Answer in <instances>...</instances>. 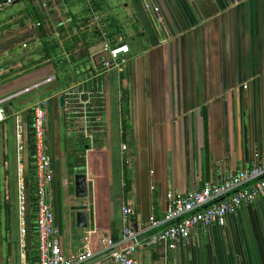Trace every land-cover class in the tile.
<instances>
[{
    "label": "crops",
    "instance_id": "crops-1",
    "mask_svg": "<svg viewBox=\"0 0 264 264\" xmlns=\"http://www.w3.org/2000/svg\"><path fill=\"white\" fill-rule=\"evenodd\" d=\"M46 2L38 0L53 12L49 15L54 23L65 25L58 5L48 10ZM78 5L81 9L76 10ZM86 7L83 2L73 8L83 14ZM101 7L97 28L103 30L106 20L118 31V41L130 47L124 71L98 76L103 41L71 62L67 72L57 74L50 65L32 69V77H20L22 85L15 89L55 74L46 84L52 93H40L35 103L18 112L25 120L29 107L49 100L52 203L62 248L70 257L88 247L91 264H117L109 243L122 236L124 204L134 207L137 226L151 216L162 220L169 192L184 195L206 181L250 167L257 154L264 157V0H102ZM71 52L66 54L69 61L72 54H80ZM59 76L69 77L70 86L78 89L97 83L105 88L102 129L91 149L99 181L95 227L78 228L67 206L68 167L74 160L84 162L90 139L65 104L59 105V96L70 88L62 86ZM8 133L9 127L1 123L0 148L4 139L11 140ZM8 148L4 170L16 155L15 147ZM15 204L11 231L0 228V264H19ZM6 206L3 210L11 212L12 206ZM28 215L26 210L27 248L30 259L37 261L38 237ZM136 256L138 264H264V196L229 215L224 226L195 229L175 250L160 243L139 248Z\"/></svg>",
    "mask_w": 264,
    "mask_h": 264
},
{
    "label": "built area",
    "instance_id": "built-area-1",
    "mask_svg": "<svg viewBox=\"0 0 264 264\" xmlns=\"http://www.w3.org/2000/svg\"><path fill=\"white\" fill-rule=\"evenodd\" d=\"M13 1H0V12L6 6L13 4ZM46 1L41 0V3L44 5ZM153 8L155 11L159 10L157 6ZM98 22L99 17L95 16L94 20L85 27L91 30L99 25ZM49 24H51L50 28L53 35L60 38L62 43L64 39L70 38V35L62 36L58 30V27L64 25V21L54 23L49 15ZM23 47H27V44H24ZM100 51L105 53V56L98 68V76L110 70L124 71V65L127 61L125 55L130 52L128 44L122 43V40L117 44L105 40ZM22 64L17 62L5 67L0 65V86L6 84L13 75L20 73H14V70L21 68ZM55 79V74L48 75L27 86L0 95V124L6 123L10 119L9 111H11L14 116V133L17 141L19 264H86L93 257V253L88 247L70 257L65 255L62 248L61 232L55 222L52 203L54 171L49 147L48 99H43L35 104L32 111L31 152L36 182L34 198L35 225L38 237L37 261L30 259L27 248L26 130L20 112L13 109V101L23 94L40 89ZM104 93L105 88L99 83L91 89L71 88L66 92L65 110L74 115V121H79L80 125H84L82 129L90 139L86 155L94 147L95 133L102 129L100 101ZM262 196H264V157L257 154L250 167L225 175L220 181H206L199 189L184 195L169 192V205L162 220L151 216L147 223L137 226L133 217L134 207L130 204H124L121 211L123 222L121 239L114 245L109 243V246L114 248L113 257L119 264H138L136 253L143 246L163 243L167 248L175 250L182 242L190 238L195 229L208 228L214 224L224 226L229 215L237 212L245 204L254 203ZM223 197L224 199L220 200ZM167 223L172 224L147 238H143L144 235Z\"/></svg>",
    "mask_w": 264,
    "mask_h": 264
},
{
    "label": "trees",
    "instance_id": "trees-1",
    "mask_svg": "<svg viewBox=\"0 0 264 264\" xmlns=\"http://www.w3.org/2000/svg\"><path fill=\"white\" fill-rule=\"evenodd\" d=\"M4 1V0H0ZM26 1L25 7L20 10L16 15L11 18L16 19V22L20 20H24L26 18H30L33 22V26L31 29L23 33V35L18 36L10 41V43L4 47L2 51H7L9 53H16L21 48H24L23 45L32 44L33 42H38L40 45L36 49L35 53L37 58H30L25 62L22 60L15 59L12 61L13 64L18 61H22V67L14 70L15 72H20L18 74L13 75L9 81L0 86V95L8 93L10 91L15 90L18 86L22 85V81L19 80L20 77L24 76L26 79L32 77V69H40L42 67L51 66V69L54 68L57 74L67 72L68 66L71 62H77L79 59L87 56L88 50L90 46L93 44H99L105 39L109 40L112 44L119 43L118 37L119 33L116 29L108 27L106 24V20L103 22V30L94 27L93 29H87L85 26L92 22L95 16H98L100 11L103 10L101 7L102 0H47L46 4L48 6V10L54 8L58 5L59 12L64 14L65 25L58 27L62 36L70 35V38L64 39L63 43L60 41V38H57L53 35L52 29L50 28L51 24H49V14L53 13L51 11H46L41 5L38 4V0H24ZM88 4V7L85 8L83 14H78L74 11V5L80 3ZM98 14V15H97ZM101 15V13H100ZM102 17V16H101ZM103 21V20H102ZM107 21H109L107 19ZM125 43V41H122ZM127 44V43H126ZM26 48V47H25ZM74 50H79L80 54H72ZM72 51V52H71ZM71 52L70 61L67 59L66 54ZM10 62H6L2 64L3 67L9 66ZM59 80L62 82V86H68L71 88H75L76 86H70L72 80L65 76H59ZM58 79V77H57ZM67 87V88H68ZM44 89V94L49 95L52 93L53 89L49 85L42 87ZM65 100L67 98V94L63 93ZM32 111L33 107H29L26 110V114L24 117V125L26 130V145L27 151L25 153V179H26V196H27V215L29 212L30 217L34 220V231L36 233V225H35V169L33 165L32 159ZM10 118H13L12 112L9 111ZM127 189L129 191L130 182L127 177ZM7 208L10 209L11 205L6 204ZM8 211L7 214H9ZM28 215V216H29ZM6 227L11 231L12 229V221L11 217H7ZM37 234V233H36ZM121 236H114V241H119Z\"/></svg>",
    "mask_w": 264,
    "mask_h": 264
},
{
    "label": "rangeland",
    "instance_id": "rangeland-1",
    "mask_svg": "<svg viewBox=\"0 0 264 264\" xmlns=\"http://www.w3.org/2000/svg\"><path fill=\"white\" fill-rule=\"evenodd\" d=\"M26 4H27L26 1L22 0L21 2L17 4H10L6 6L4 10L0 12V25H1L0 26V65L6 62H10L9 65H12L13 64L12 61L18 58L20 60L23 59L24 62L26 60L28 61V59L30 58H33V59L37 58L35 51L40 45V43L38 42H33L31 45L29 44L28 47L21 48L18 51H16V53L14 54L9 53L6 50L2 51L4 47H6L10 43L12 39L17 38L20 35H23V33L28 31L32 27H34L33 22L30 18H26L23 21L20 20L16 22V19L19 18L18 16L12 19L11 22H8L9 19L12 16L16 15L20 10H22ZM79 9H81V7L78 5L76 7V10H79ZM55 15L57 18H59L56 11H55ZM55 15H54V18L56 19ZM5 21L8 23L2 24V22H5ZM53 21L55 22L56 20L53 19ZM40 93L45 95L43 88L32 91L30 93L23 94L22 96L18 97L17 99L13 101V109L16 111H20L22 109L24 110L25 107L30 106L33 103H35L36 98L37 99L40 98V95H39ZM66 116L67 115L65 113V116L63 115V117L66 119ZM64 123H65V128H66V121ZM6 126L7 128L9 127V129L11 130V133H8L11 140L9 141L3 138L4 140L1 142V148H0V217H3V219L1 218L0 228H3L4 232H5V228H7L6 227L7 217H11V221L13 217H16L15 202L16 203L18 202L17 194L19 191V171H18V165H17L18 163L17 152H16V155H14V157L11 159V161L8 159L10 162V165H8L7 170L3 169L4 166L7 164L6 162L7 159L6 160L4 159V153L6 152L9 153L10 149L8 148V146L11 145L12 147H15V148L17 147V141H16L15 133H14V129H15L14 128V117L8 119V121L6 122ZM8 199L11 200L10 205L12 206L11 212L9 214L6 213L5 209L3 210V206L7 204ZM18 261H19V258H18Z\"/></svg>",
    "mask_w": 264,
    "mask_h": 264
},
{
    "label": "water",
    "instance_id": "water-1",
    "mask_svg": "<svg viewBox=\"0 0 264 264\" xmlns=\"http://www.w3.org/2000/svg\"><path fill=\"white\" fill-rule=\"evenodd\" d=\"M22 0H14V4L19 3ZM65 104L64 95L59 96V105L63 107ZM89 146H87V149ZM84 162L82 164L74 160L73 164L69 165L67 173L68 182V196L67 206L70 213L75 217V224L78 228H86L88 226L95 227V196L98 186V179L93 172L94 163V151L90 150L87 155L84 156ZM87 162V166L86 165ZM106 171L104 173V181L108 180V159L106 158ZM221 198L220 200H223ZM90 223V224H89ZM172 223H167L161 227L151 231L144 235L143 238H147L152 234L165 229ZM92 259V258H91ZM90 259V260H91ZM90 260L86 264H91ZM117 264H119L117 262Z\"/></svg>",
    "mask_w": 264,
    "mask_h": 264
},
{
    "label": "flooded vegetation",
    "instance_id": "flooded-vegetation-1",
    "mask_svg": "<svg viewBox=\"0 0 264 264\" xmlns=\"http://www.w3.org/2000/svg\"><path fill=\"white\" fill-rule=\"evenodd\" d=\"M7 204L10 205L11 204V200L8 199Z\"/></svg>",
    "mask_w": 264,
    "mask_h": 264
}]
</instances>
